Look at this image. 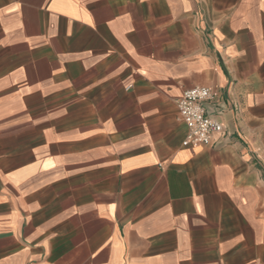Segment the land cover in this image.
Masks as SVG:
<instances>
[{"label": "crops", "instance_id": "crops-1", "mask_svg": "<svg viewBox=\"0 0 264 264\" xmlns=\"http://www.w3.org/2000/svg\"><path fill=\"white\" fill-rule=\"evenodd\" d=\"M0 264H264V0H0Z\"/></svg>", "mask_w": 264, "mask_h": 264}, {"label": "built area", "instance_id": "built-area-1", "mask_svg": "<svg viewBox=\"0 0 264 264\" xmlns=\"http://www.w3.org/2000/svg\"><path fill=\"white\" fill-rule=\"evenodd\" d=\"M131 85L127 86V89ZM217 93L205 85H195L184 89L176 100L179 118L186 126V132L181 142L183 146L209 145L215 133L223 130L220 121L206 112L205 102L216 97Z\"/></svg>", "mask_w": 264, "mask_h": 264}]
</instances>
